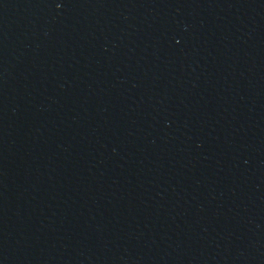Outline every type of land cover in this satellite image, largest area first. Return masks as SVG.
Wrapping results in <instances>:
<instances>
[{
	"label": "water",
	"instance_id": "1",
	"mask_svg": "<svg viewBox=\"0 0 264 264\" xmlns=\"http://www.w3.org/2000/svg\"><path fill=\"white\" fill-rule=\"evenodd\" d=\"M0 264H264V0H0Z\"/></svg>",
	"mask_w": 264,
	"mask_h": 264
}]
</instances>
